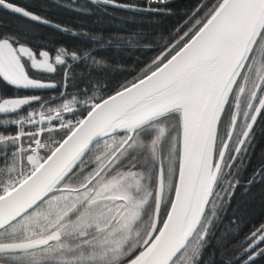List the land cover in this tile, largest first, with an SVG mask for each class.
<instances>
[{
	"label": "snow or ice",
	"instance_id": "1",
	"mask_svg": "<svg viewBox=\"0 0 264 264\" xmlns=\"http://www.w3.org/2000/svg\"><path fill=\"white\" fill-rule=\"evenodd\" d=\"M91 2L173 14V0ZM0 9L71 31L12 0ZM81 35L94 46L0 32V80L55 90L0 97V264H216L228 233L214 229L237 187L264 181L262 153L242 182L264 122V0H207L112 88L117 69L97 49L151 48L153 34ZM262 242L264 224L243 264L264 258Z\"/></svg>",
	"mask_w": 264,
	"mask_h": 264
},
{
	"label": "trees",
	"instance_id": "2",
	"mask_svg": "<svg viewBox=\"0 0 264 264\" xmlns=\"http://www.w3.org/2000/svg\"><path fill=\"white\" fill-rule=\"evenodd\" d=\"M18 6L40 15L51 21L68 27L70 32H62L51 25H44L0 9V32H19L26 34L33 44H46L48 47L64 45L69 48H89L94 45L82 33L96 34L107 40L110 36H124L134 32L151 33L153 44L151 48L144 47L141 41L139 47L118 50L115 47L97 49L96 55L103 56L116 67V71L105 75L109 88L116 87L133 76L145 64L162 50L160 45L165 43L169 33L182 25L197 6L207 0H173L172 15H158L141 12L135 8H116L112 5L92 3L91 0H12ZM119 3L143 5L144 0H118ZM75 32L76 35H72ZM81 71V69H77ZM37 78L47 80L50 74L33 73ZM55 94V90H17L0 80V97L12 98L16 96L41 95L48 97ZM3 114H0L2 116ZM255 128L254 150L251 162L244 172L242 182L246 181L253 170L259 166L261 154L264 153V122L258 120ZM264 220V181L259 177L255 183L245 191L244 186L237 187L231 199L230 207L217 222L216 235L228 233L227 244L223 249L215 251L216 264L222 261H232V264H243L247 259L241 248L248 233ZM215 243V242H213ZM259 247H264L261 244ZM240 254V255H238ZM256 264H264V258L257 257Z\"/></svg>",
	"mask_w": 264,
	"mask_h": 264
},
{
	"label": "flooded vegetation",
	"instance_id": "3",
	"mask_svg": "<svg viewBox=\"0 0 264 264\" xmlns=\"http://www.w3.org/2000/svg\"><path fill=\"white\" fill-rule=\"evenodd\" d=\"M259 120V119H258ZM259 122V121H258ZM258 122H257V126H258ZM261 224H264V220L263 221H261L258 225H256L255 227H254V229L253 230H251L249 233H248V235L247 236H249L250 234H251V232L252 231H254L255 230V228H257V227H259V225H261ZM246 236V237H247ZM261 245L263 246L264 245V242H262L261 243ZM245 254V253H244ZM238 255H240V254H238ZM246 255V254H245ZM246 257H247V255H246Z\"/></svg>",
	"mask_w": 264,
	"mask_h": 264
},
{
	"label": "rangeland",
	"instance_id": "4",
	"mask_svg": "<svg viewBox=\"0 0 264 264\" xmlns=\"http://www.w3.org/2000/svg\"><path fill=\"white\" fill-rule=\"evenodd\" d=\"M246 246V245H245ZM264 246V245H263Z\"/></svg>",
	"mask_w": 264,
	"mask_h": 264
}]
</instances>
